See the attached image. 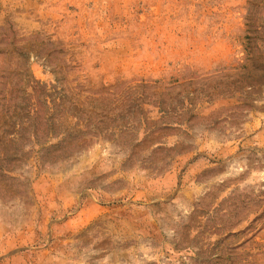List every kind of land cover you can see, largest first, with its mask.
I'll return each mask as SVG.
<instances>
[{"label": "rangeland", "instance_id": "1", "mask_svg": "<svg viewBox=\"0 0 264 264\" xmlns=\"http://www.w3.org/2000/svg\"><path fill=\"white\" fill-rule=\"evenodd\" d=\"M0 264H264V0H0Z\"/></svg>", "mask_w": 264, "mask_h": 264}, {"label": "trees", "instance_id": "2", "mask_svg": "<svg viewBox=\"0 0 264 264\" xmlns=\"http://www.w3.org/2000/svg\"><path fill=\"white\" fill-rule=\"evenodd\" d=\"M261 33H263V31H261ZM248 39H250V38L247 37V40H248ZM245 50H246V52H247L248 54H250L251 46L249 45V43H247Z\"/></svg>", "mask_w": 264, "mask_h": 264}]
</instances>
